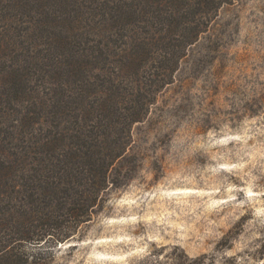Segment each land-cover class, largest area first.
<instances>
[{"label": "rangeland", "instance_id": "rangeland-1", "mask_svg": "<svg viewBox=\"0 0 264 264\" xmlns=\"http://www.w3.org/2000/svg\"><path fill=\"white\" fill-rule=\"evenodd\" d=\"M18 4L0 0V215L9 212L4 199L23 197L12 184L22 189L49 173L53 163L37 161L32 151L61 129L70 134L78 128L79 118L58 124L52 109L79 105L88 84L83 71L67 77L55 66L50 38L65 27L57 21L31 25ZM160 5L146 8L149 18L168 14L166 3ZM76 6L82 10L73 13L77 44L92 37L88 25L105 39L100 5L77 0ZM197 13L185 9L173 28L158 17L150 18V27L117 28L104 71L91 79L111 89L132 79L125 63L134 44L145 36L161 42L165 35H186ZM206 15L207 28L179 60L173 82L149 97L154 103L147 117L132 125L130 152L138 166L105 192L91 219L70 223L67 237L14 244L27 264L37 258L44 264H264V0H229ZM210 40L218 47L203 46ZM158 65L148 60L138 77L150 82ZM65 89L71 95L63 96ZM44 205L28 211L44 212Z\"/></svg>", "mask_w": 264, "mask_h": 264}, {"label": "trees", "instance_id": "trees-1", "mask_svg": "<svg viewBox=\"0 0 264 264\" xmlns=\"http://www.w3.org/2000/svg\"><path fill=\"white\" fill-rule=\"evenodd\" d=\"M228 1L91 0L93 4L100 5L98 14L102 19L105 39H99L95 27L88 25L87 32L92 37L87 42L77 44L73 37L79 22L73 13L76 10L79 13L82 11L76 6L77 0H21L17 7L23 8L25 21L29 24L48 25L49 22L57 21L65 27L64 33L58 31L50 38L57 50L55 66L61 65L58 69H65L67 77L83 71L87 74L88 84L79 92V105H60L52 109L59 118L58 124L69 116L79 118L81 124L78 128L70 134L61 129L58 136L41 142V150L32 151L38 154L35 157L37 161L53 163L50 169L47 167L49 173L42 174L31 185L25 184L22 189L12 184V188L23 196L17 202L4 199L5 209L9 212L8 215H0V264H24V257L14 251V244L21 241L39 243L48 238L57 241L67 237L66 230L70 223L91 219L105 192L118 186L138 166L137 156L130 152L134 143L132 125L147 117L154 103L149 97L163 84L173 82L179 60L185 57L191 46L197 44L200 33L207 28L206 12L218 10ZM162 2L169 7L168 14L159 12V16L150 15V18L158 17L161 24L171 28L181 24L180 19L185 9L192 6L196 8L198 17L195 21L190 20L194 25L190 27L189 33L168 39L165 35V41L161 42L158 39L146 40V36L140 38L125 63V68L133 70L132 79L117 84L115 89L107 88L102 83H94L91 77H99L104 71L112 33L117 28L129 29L136 23L150 27L149 11L146 8L156 9L162 6ZM58 9L63 10L59 12ZM218 45L219 41L210 40L203 46L215 49ZM123 46L121 45V52L125 55L128 49ZM150 59L159 62L161 71L155 79H148V82L138 75L146 69V63ZM65 91L68 92L66 89L61 92L63 96L71 95ZM47 106L42 101L40 109L44 111ZM65 141H68L66 145ZM26 154L15 152L13 155L24 157ZM39 203L45 204L47 210L36 213L38 210L35 207ZM19 207L22 212H11L14 209L17 212ZM31 207L36 209L35 213L28 211ZM64 208L68 210V217L62 211ZM49 209L51 210L48 211ZM24 260L27 264L28 258ZM34 264L44 263H40V258H37Z\"/></svg>", "mask_w": 264, "mask_h": 264}]
</instances>
